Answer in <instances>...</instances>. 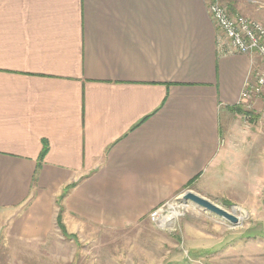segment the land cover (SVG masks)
<instances>
[{
	"label": "crops",
	"instance_id": "1",
	"mask_svg": "<svg viewBox=\"0 0 264 264\" xmlns=\"http://www.w3.org/2000/svg\"><path fill=\"white\" fill-rule=\"evenodd\" d=\"M212 1L0 0L8 233L46 241L72 184L67 229L134 226L189 189L219 199L201 184L210 173H226L241 196L228 201L259 217L264 159L254 173L232 159L239 120L252 104L264 110L263 98L244 97L257 54L229 52ZM239 3L222 4L237 15Z\"/></svg>",
	"mask_w": 264,
	"mask_h": 264
},
{
	"label": "rangeland",
	"instance_id": "2",
	"mask_svg": "<svg viewBox=\"0 0 264 264\" xmlns=\"http://www.w3.org/2000/svg\"><path fill=\"white\" fill-rule=\"evenodd\" d=\"M218 2L225 6L232 3L236 7L239 0ZM240 3L242 14L232 16H244L264 25V0H240ZM254 62L256 74L264 73L261 57L257 55ZM258 97L264 99V95ZM254 107L252 104L248 109L254 113L253 117L246 112V116L239 120L240 148L232 151V159L241 156L249 161L247 165L251 173L258 170L259 161L264 159V110L256 113ZM222 125L225 133V121ZM227 179L226 173L220 178H212L210 173L201 184L219 198L211 201L241 218L240 225L234 226L184 202L181 214L166 219L163 224L154 223L151 218L123 228L78 227L76 222H69L70 226L63 232L56 219L47 240L35 242L8 233L6 217L2 214L0 264H264V202L259 200V217L254 218L236 204L241 199L236 190L238 187ZM228 197L236 199V203L228 201ZM176 199L163 206L179 205ZM168 205L165 213L169 210Z\"/></svg>",
	"mask_w": 264,
	"mask_h": 264
},
{
	"label": "built area",
	"instance_id": "3",
	"mask_svg": "<svg viewBox=\"0 0 264 264\" xmlns=\"http://www.w3.org/2000/svg\"><path fill=\"white\" fill-rule=\"evenodd\" d=\"M209 10L213 20L229 40V52L257 54L264 63V25L262 23L244 16H232L218 0L212 1ZM260 95H264V73H259L256 76V83L249 85L244 93L245 98ZM176 200L180 202L179 198ZM166 206L152 211L150 218L154 223L163 224L166 222L168 215L176 218L181 214L180 209L185 207L182 202L179 205L169 204V210L165 213ZM173 211L180 213L173 215Z\"/></svg>",
	"mask_w": 264,
	"mask_h": 264
},
{
	"label": "water",
	"instance_id": "4",
	"mask_svg": "<svg viewBox=\"0 0 264 264\" xmlns=\"http://www.w3.org/2000/svg\"><path fill=\"white\" fill-rule=\"evenodd\" d=\"M180 202L189 203L197 208H200L206 212L212 213L221 219H224L234 226L241 224V218L238 217L234 212H231L217 203L211 201L210 199L192 191L187 190L181 197H179Z\"/></svg>",
	"mask_w": 264,
	"mask_h": 264
},
{
	"label": "trees",
	"instance_id": "5",
	"mask_svg": "<svg viewBox=\"0 0 264 264\" xmlns=\"http://www.w3.org/2000/svg\"><path fill=\"white\" fill-rule=\"evenodd\" d=\"M46 151H47V146L45 145L44 148H43L42 154H41V159L45 155ZM75 185L76 184H72V186H70L69 188H67V190L64 192V194H62L60 196V200L58 202L59 205H60V210H59V213L57 215V225L60 228V230L63 231V232H66V226H65L64 221H63L64 208L61 205V203H62L63 199L66 197V195L68 194V190L71 189L72 187H74Z\"/></svg>",
	"mask_w": 264,
	"mask_h": 264
},
{
	"label": "bare ground",
	"instance_id": "6",
	"mask_svg": "<svg viewBox=\"0 0 264 264\" xmlns=\"http://www.w3.org/2000/svg\"><path fill=\"white\" fill-rule=\"evenodd\" d=\"M173 212H174L173 215H178V214L180 213V212H178V211H177V212H176V211H173ZM182 214H183V213H182ZM166 219H171V216L168 215V217H166ZM168 222H169V221H168Z\"/></svg>",
	"mask_w": 264,
	"mask_h": 264
}]
</instances>
